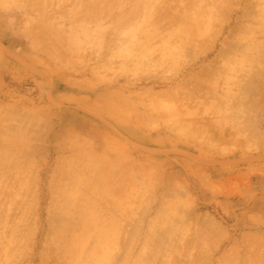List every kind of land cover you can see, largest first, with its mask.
I'll use <instances>...</instances> for the list:
<instances>
[{"label": "rangeland", "instance_id": "obj_1", "mask_svg": "<svg viewBox=\"0 0 264 264\" xmlns=\"http://www.w3.org/2000/svg\"><path fill=\"white\" fill-rule=\"evenodd\" d=\"M82 1L0 0V264H264V0Z\"/></svg>", "mask_w": 264, "mask_h": 264}, {"label": "bare ground", "instance_id": "obj_2", "mask_svg": "<svg viewBox=\"0 0 264 264\" xmlns=\"http://www.w3.org/2000/svg\"><path fill=\"white\" fill-rule=\"evenodd\" d=\"M83 1L86 3L85 0H83ZM83 1H82V3H83ZM150 1H151V0H150ZM153 1H154V0H153ZM80 2H81V1H79V3H80ZM88 2H89V1H88ZM143 2H144V0H143ZM145 2H146V0H145ZM162 2H163V1H162ZM79 3H78V4H79ZM95 3H96V2H95ZM97 3H98V2H97ZM100 3H101V0H99V3H98L99 5L97 4V5H98L97 7H99V6L101 7ZM93 4H94V3H93ZM93 4H92V2H91L92 7H93ZM158 4H159V2H158ZM158 4H157V5H158ZM36 5H38V4H36ZM79 5H80V4H79ZM81 5H82V4H81ZM94 5H95V4H94ZM155 5H156V4H155ZM39 6H40V4H39ZM88 6H89V3H88ZM102 6H104V5H102ZM148 6H149V4H148ZM165 6H166V5H165ZM90 7H91V6H90ZM97 7L95 6V9H97V11L99 10L98 12H100V11H101V10H100V7H99V9H98ZM132 7H133V6H132ZM134 7H135V6H134ZM137 7H138V6H137ZM166 7H167V6H166ZM161 8H162V7H161ZM161 8H158L157 10H160V11H161ZM251 8H252V7H251ZM251 8L249 7L250 10H251ZM85 9H86V8H85ZM90 9H91V8H90ZM92 9H93V8H92ZM92 9H91L90 11H92ZM102 9H103V8H102ZM144 9H145V8H144ZM144 9H143V10H144ZM148 9H149V8H148ZM150 9H151V8H150ZM164 9H165V7H164ZM166 9L168 10V8H166ZM103 10H104V9H103ZM107 10H108V9H107ZM107 10H106V11H107ZM130 10H132V8H131ZM138 10H139V9H138ZM155 10H156V8H155ZM250 10H249V11H250ZM252 10H253V9H252ZM83 11H85V10H83ZM83 11H82V12H83ZM88 11H89V10H88ZM94 11H95V10H94ZM97 11H96V12H97ZM106 11H105V12H106ZM135 11H136V9H135ZM160 11H159V12H160ZM85 12H86V11H85ZM92 12H93V11H92ZM96 12H94V14H93V13H92V14L95 15ZM98 12H97V17H98ZM127 12H128V11H127ZM138 12H139V11H138ZM141 12H142V11H141ZM141 12H139V15L141 14ZM143 12H144V11H143ZM156 12H157V11H156ZM87 13H88V12H87ZM103 13H104V12H103ZM108 13H109V12H108ZM136 13H137V11H136ZM160 13H162V12H160ZM164 13H165V10H164ZM164 13H163V14H164ZM82 14H84V13H82ZM85 14H86V13H85ZM88 14H89V13H88ZM90 14H91V13H90ZM92 14H91V15H92ZM129 14H130V13H129ZM146 14H147V13H146ZM146 14H145V15H146ZM158 14H159V13L157 12V14H155V15H158ZM93 15H92V16H93ZM105 15H106V13H105ZM109 15H110V17H111V14H109ZM126 15H127V14H126ZM131 15H132V14H131ZM150 15H151V14H150ZM159 15H160V14H159ZM102 16H103V14H102ZM119 16H120V15H119ZM151 16H152V15H151ZM79 17H80V16H79ZM82 17H83V16H82ZM100 17H101V16H100ZM105 17H106V16H105ZM121 17H123V16H120V18H121ZM129 17H130V16H129ZM129 17L127 16V18H129ZM131 17H133V16H131ZM154 17H155V16H154ZM158 17H159V16H158ZM80 18H81V17H80ZM83 18H86V17H83ZM88 18H89V17H88ZM91 18H92V20H93V17H91ZM101 18L104 19L103 17H101ZM118 18H119V17H118ZM125 18H126V17H125ZM134 18H136V17H134ZM152 18H153V17H152ZM152 18H151V19H152ZM161 18H162V16H161ZM161 18H160V20H162ZM163 18H164V16H163ZM78 19H79V18H78ZM95 19H97V18H95ZM102 19H101V20H102ZM115 19H116V17H115L113 20H115ZM156 19H157V18H156ZM156 19H155V20H156ZM106 20H107V19H106ZM93 21H94V20H93ZM125 21H126V20H124V22H125ZM129 21H130V20H129ZM151 21H152V20H151ZM153 21H154V20H153ZM163 21H164V19L162 20V22H163ZM95 22H96V21H95ZM126 22H128V20H127ZM154 22L156 23V21H154ZM157 22L159 23V21H157ZM160 22H161V21H160ZM93 23H94V22H93ZM118 23H119V22L117 21V24H118ZM121 23H122V22H121ZM149 23H150V22H149ZM109 24H110V23H109ZM125 24H126V23H124V25H125ZM159 24H160V23H159ZM159 24H158V25H159ZM169 24H171V23H169ZM84 25H85V24H84ZM84 25H83V26H84ZM129 25H130V22H129ZM156 25H157V24H156ZM80 26H82V25H80ZM111 26H112V24H111ZM112 27H113V26H112ZM121 27H123V26H121ZM136 27H137V26H136ZM157 27H158V26H157ZM157 27H156V28H157ZM75 28H76V27H75ZM84 28H85V27H84ZM108 28H109V27H108ZM115 28H117V26H115ZM125 28H126V27H124L123 30H125ZM127 28H128V25H127ZM134 28H135V27H134ZM162 28H165V25H164V24H163ZM106 29H107V28H106ZM83 30H84V29H83ZM87 30H88V29H87ZM87 30H86V31H87ZM158 30H159V29H158ZM160 30H161V29H160ZM160 30H159V31H160ZM163 30H164V29H163ZM91 31H95V30H91ZM91 31H89L88 33H86V34H87L86 36H89V37H90L91 34L89 35V33H90ZM101 31H103V29H102ZM110 31H111V30H110ZM159 31H158V32H159ZM164 31H165V30H164ZM79 32H81V30H80ZM96 32H97V31H96ZM99 32H100V31H98L97 33H99ZM107 32H108V31H107ZM160 32H162V31H160ZM91 33H92V32H91ZM93 33L95 34V32H93ZM97 33H96V35H97ZM112 33H113V31H112ZM114 33H115V31H114ZM122 33H123V32H122ZM102 35H103V34H102ZM102 35H101V36H102ZM116 35H117V33H116ZM120 35H121V34H120ZM97 36H99V35H97ZM112 36H113V35H112ZM131 36H132V35H131ZM160 36H162V35H160ZM92 37H93V36H92ZM94 38H95V37H94ZM90 39H91V37H90ZM95 39H96V38H95ZM98 39H99V38H98ZM109 39H110V37H109ZM107 40H108V39H107ZM110 40H111V39H110ZM110 40H108V41H110ZM168 40H169V39H168ZM168 40H166V41H168ZM91 41H92V40H91ZM251 41H252V40H251ZM255 41H256V40H255ZM92 42H94V40H93ZM99 42H101V41H99ZM103 42H104V40H103ZM93 44H94V43H93ZM93 44H92V45H93ZM99 44H100V43H99ZM108 44H109V42L107 43V45H108ZM168 44H169V42H168ZM253 44H254V43H253ZM96 45H97V42H96ZM107 45H106V47H107L108 49H110V48H109L110 46L108 47ZM109 45H110V44H109ZM258 45H260V44H258ZM262 45H263V44H262ZM97 46H98V45H97ZM97 46H96V47H97ZM99 46H100V45H99ZM92 47H93V46H92ZM96 47L94 46L93 48H96ZM106 47H105V48H106ZM113 47H114V46H113ZM150 47H152V46L150 45ZM150 47H149V49H150ZM258 47H260V46H258ZM263 47H264V46H263ZM114 48H115V47H114ZM114 48H113V49H114ZM152 48H153V47H152ZM152 48H151V49H152ZM248 48H249V47H248ZM113 49H111V50H113ZM116 49H117V48H116ZM97 50H98V49H97ZM114 50H115V49H114ZM262 50H263V49H262ZM106 51H107V50H106ZM152 51H153V50H152ZM152 51H151V52H152ZM100 52H103V51H100ZM118 52H119V51H118ZM260 52L263 53V54H262V56H259L260 54H257V55H258L257 58L259 59V57H261V60L259 59V61H262V63H263V62H264V61H263L264 58L262 59V57H264V52H262V51H260ZM260 52H259V53H260ZM108 53H109V52H108ZM112 53H113V52H112ZM248 55H250V54H248ZM249 57H250V56H249ZM253 58H255V57H253ZM249 59H251V58H249ZM251 60H253V59H251ZM255 60H256V59H255ZM256 62H257V61H256ZM258 63H259V62H258ZM259 64H261V63H259ZM257 65H258V64H257ZM262 65H264V64H262ZM259 67H260V66L258 65V68H259ZM259 69H260V68H259ZM259 69H258L257 71L260 73ZM204 70H206V69H204ZM204 70H203V71H204ZM261 71H262V70H261ZM205 72L207 73L208 71H205ZM205 72H204V73H205ZM255 73H257V72H255ZM259 73H258L257 75H260ZM262 74L264 75V73H262ZM257 75H256V76H257ZM252 78H254V76H253ZM247 82H248V81H247ZM249 83H251V82H249ZM249 83H248V84H249ZM246 85H247V84H246ZM257 86H258V87H256V86H255V87H256L257 90H258V88H259L260 85H257ZM261 86H262V84H261ZM263 87H264V86H263ZM243 88H244V87H243ZM250 88H251V87H250ZM252 88L254 89V87H252ZM252 88H251V89H252ZM256 88H255V89H256ZM260 88H261V87H260ZM260 88H259V90H260ZM255 89H254V91H255ZM262 89H263V88H262ZM245 92H246V91H245ZM256 92H257V91H256ZM258 92H259V91H258ZM248 93H249V92H248ZM248 96H249V95H248ZM248 237H249V235H248ZM248 239H249V238H248ZM245 240L247 241V238H246ZM249 240H250V239H249ZM99 250H101V249H99ZM103 253H104V252H103ZM104 254H105V253H104Z\"/></svg>", "mask_w": 264, "mask_h": 264}]
</instances>
